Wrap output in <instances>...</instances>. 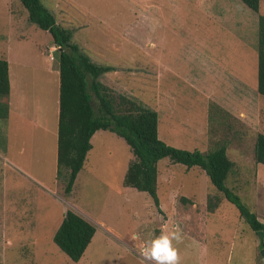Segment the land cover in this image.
Instances as JSON below:
<instances>
[{
	"label": "rangeland",
	"instance_id": "obj_1",
	"mask_svg": "<svg viewBox=\"0 0 264 264\" xmlns=\"http://www.w3.org/2000/svg\"><path fill=\"white\" fill-rule=\"evenodd\" d=\"M42 2L59 25L73 31L74 41L93 62L116 67L100 78L104 85L158 112L159 138L166 144L205 153L228 141L229 157L241 168L226 186L264 217V165L254 162L256 138L264 134V97L258 93L264 0L259 12L241 0ZM147 6L149 10H136ZM7 43L13 90L0 100L10 98L14 108L12 115L0 116V264H77L54 242L66 207L96 223L99 234L83 258L96 264H143L144 256L136 253L154 239L155 230L188 229L185 222L202 227L191 216L206 211L205 194L219 193L202 168L188 169L168 157L158 162L157 195L168 217L167 229H162L153 198L125 186L134 155L125 139L111 131L96 133L73 195L65 196L68 170L59 178L58 123L51 111L57 89L48 71L59 64L58 47L50 32L29 20L20 0H0V49ZM55 47L53 62L50 48ZM20 99L32 101L28 110L33 112L49 107L48 118L20 116L15 109ZM214 106L239 122L224 112L214 114ZM184 197L194 199L197 209ZM206 218L209 230L224 233L216 244V264H228L232 249V264H239L244 252L247 259L264 264L261 236L235 205L224 199Z\"/></svg>",
	"mask_w": 264,
	"mask_h": 264
},
{
	"label": "trees",
	"instance_id": "obj_2",
	"mask_svg": "<svg viewBox=\"0 0 264 264\" xmlns=\"http://www.w3.org/2000/svg\"><path fill=\"white\" fill-rule=\"evenodd\" d=\"M29 13V20L53 36L59 54L60 96L58 123V176L68 170L64 194L70 196L79 173L92 149L91 140L100 130L111 131L125 139L134 155L125 174L124 184L140 192H147L159 206L157 183L158 162L170 158L188 169L198 166L207 174L219 193L208 196L207 212L219 210L224 199L235 205L241 218L257 234L264 232L259 220L226 186L231 174L241 168L228 154V141L216 143L207 152L184 150L166 144L159 138V114L123 94H115L100 81V77L116 70L111 65H97L82 47L74 41L73 31L57 23L54 14L42 0H20ZM254 12H259L261 0H241ZM11 93L9 62L0 59V98ZM258 93L264 97V16H259ZM214 114L224 112L233 122H239L230 113L214 106ZM212 118V116H211ZM233 128V124L230 123ZM239 153L242 147L237 146ZM254 162L264 165V134L259 133L254 146ZM185 203H191L184 199ZM96 233L93 223L68 209L54 235V242L73 261L85 254ZM261 245L264 238L260 237Z\"/></svg>",
	"mask_w": 264,
	"mask_h": 264
},
{
	"label": "crops",
	"instance_id": "obj_3",
	"mask_svg": "<svg viewBox=\"0 0 264 264\" xmlns=\"http://www.w3.org/2000/svg\"><path fill=\"white\" fill-rule=\"evenodd\" d=\"M147 7H144L141 10L136 8V10L139 11V12H143V11H146V10L150 9V7H148V8ZM122 25H124V24H122ZM83 51L85 52L84 49H83ZM10 52H11V49L9 47V44L6 45L4 48L0 49V55H1L0 59H5V60H7L9 62V73H10V70H11L10 69L11 68ZM89 58L91 59L90 56H89ZM51 61H53V60H51ZM55 61L56 60H54L53 62H55ZM91 61H92V59H91ZM93 63H95V62H93ZM95 64H97V63H95ZM97 65H107V64H97ZM48 71L51 72V75L54 78V82H55L56 89H57L56 102L55 103H51V106H52L51 107V111L55 115L56 122L59 123V111H60V109H59V96H60V69H59V64H58V66H54L51 70H48ZM10 82H11V80H10ZM12 90H13V86L11 85V93H12ZM31 102L25 103L22 99H20L16 103V108L15 109L18 110L20 116L26 117L27 119L29 118V117H27L28 116L27 114L29 113V114H32L33 118L37 117V119L38 118L40 119V117L42 116L44 118V120H46L48 118L49 107H46V109L42 110V111L40 109L39 112H38V108H37V110L35 112H33V111L28 110V107H29L28 105ZM0 104H1L0 105V109L5 104L8 106L7 107V112L6 111L4 112L2 110L0 111V113H1L0 116L6 115V113L9 116L13 114L12 109L14 108V103H12V100L10 98H8L6 101L0 100ZM40 120H43V119H40ZM31 121H33V120L31 119ZM56 134L58 135V128L56 129ZM95 135L93 136L92 140L94 139ZM92 140H91V142H92ZM92 147H93V145H92ZM57 159H58V151H57ZM202 172L204 173L205 171H202ZM72 195H73V192L70 194V196H72ZM208 196H209L208 194H205L206 201L208 199ZM183 199H186V198L184 197ZM187 199L191 202L189 204L192 206V208L197 209L198 206L196 204V201L194 199H190V198H187ZM159 207H160V217H159V219L163 221L162 229L166 230L167 227L165 226V224H166V221H167L168 217L166 216L165 212L162 211L161 206H159ZM74 211L77 212L76 210H74ZM77 213L80 214L85 219H87L88 221H90L91 223H93L94 225L96 224V223H94V221L92 219L86 217L84 214H82L80 212H77ZM207 214L209 215V214H214V213H208L207 209H206L204 214H201L198 211H196V212L193 213V215H195V216H191V217H194L192 221H195L196 223L198 222V223L202 224L201 228H198V227L194 228V227H192V224H190L189 222H185L186 220L185 221L182 220L183 222H185L188 225V227H187L188 229H185V228H180L179 229L180 232H181L182 239L178 243H175V247L176 248L178 247V257H179L178 264H182L184 261H188V260L190 262H192V264H216L217 263L218 254L216 252L217 251L216 244L221 242V237L223 236L224 233H223V231H219V230H215V229L214 230H212V229L209 230L207 228V226H206L207 224L205 222L206 219H207L206 218ZM186 216H187V214L180 215V217H183V218L186 217ZM191 217H187V221L191 220L192 219ZM197 218H199L200 222L197 220ZM259 220L262 223H264V217L263 218L260 217ZM95 227H96V233H95L94 237L98 236V234H99V231H98V228H97L96 225H95ZM173 229L176 230L177 227H174ZM170 231H172V230H170ZM161 232H162L161 230H155L154 239L156 237H158L161 234ZM141 242L143 243V241H141ZM258 244H260V243H258ZM90 245H89V247H90ZM89 247L87 248V250L89 249ZM125 247L128 250L132 251V246L131 247L130 246H125ZM144 248H145V246L143 245L142 248H141V253H136L141 258L144 256L142 254V251L144 250ZM87 250H86V252H87ZM86 252H85V254H86ZM85 254L83 255V257L79 261H77V264H96V263H94L93 261H90V260L84 261ZM229 254L230 255H229V258H227V262H228V264H232L233 257H234V249H232ZM143 259H144V260H142L143 264H156V262L154 260H151V259H149V258H147L145 256H144ZM263 261H264V254H262V262ZM239 264H258V262H256L255 260L247 259L246 258V254L244 252L243 254H240V263Z\"/></svg>",
	"mask_w": 264,
	"mask_h": 264
},
{
	"label": "clouds",
	"instance_id": "obj_4",
	"mask_svg": "<svg viewBox=\"0 0 264 264\" xmlns=\"http://www.w3.org/2000/svg\"><path fill=\"white\" fill-rule=\"evenodd\" d=\"M182 239L177 228L173 231H162L155 239L146 242L144 256L154 260L156 264H178V249L175 243Z\"/></svg>",
	"mask_w": 264,
	"mask_h": 264
},
{
	"label": "built area",
	"instance_id": "obj_5",
	"mask_svg": "<svg viewBox=\"0 0 264 264\" xmlns=\"http://www.w3.org/2000/svg\"><path fill=\"white\" fill-rule=\"evenodd\" d=\"M58 47V46H57ZM59 48V47H58ZM55 50H57V48L55 47V48H50V56H49V58L51 59V60H54V52H55ZM144 253V250L142 251V254ZM144 255V254H143Z\"/></svg>",
	"mask_w": 264,
	"mask_h": 264
},
{
	"label": "water",
	"instance_id": "obj_6",
	"mask_svg": "<svg viewBox=\"0 0 264 264\" xmlns=\"http://www.w3.org/2000/svg\"><path fill=\"white\" fill-rule=\"evenodd\" d=\"M67 212H68V208L66 207V208H65V213L67 214ZM259 235H260L262 238H264V232L260 231V232H259ZM261 249H262V254H264L263 246H261Z\"/></svg>",
	"mask_w": 264,
	"mask_h": 264
}]
</instances>
